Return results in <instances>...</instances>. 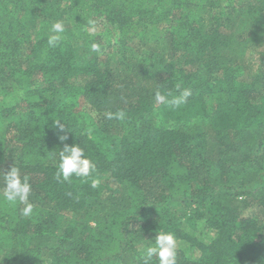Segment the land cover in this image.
Wrapping results in <instances>:
<instances>
[{
    "label": "trees",
    "instance_id": "trees-1",
    "mask_svg": "<svg viewBox=\"0 0 264 264\" xmlns=\"http://www.w3.org/2000/svg\"><path fill=\"white\" fill-rule=\"evenodd\" d=\"M177 84L185 104L156 101ZM55 121L98 188L58 177ZM14 166L34 208L3 201L0 177V264H144L159 229L176 264H264V0H0V173Z\"/></svg>",
    "mask_w": 264,
    "mask_h": 264
},
{
    "label": "clouds",
    "instance_id": "clouds-1",
    "mask_svg": "<svg viewBox=\"0 0 264 264\" xmlns=\"http://www.w3.org/2000/svg\"><path fill=\"white\" fill-rule=\"evenodd\" d=\"M90 30L96 31L95 21H88ZM51 33L47 43L51 47L57 46L61 40L62 33L65 32V26L63 21H57L52 24ZM92 51H99L100 45L93 43L91 45ZM178 94L172 96L170 93L166 96L160 91L155 93V99L157 102L167 104L172 108H179L181 105L188 101V98L192 95L190 89H181L179 84L176 85ZM169 96L171 98H169ZM118 118H123V112L116 114ZM109 119L113 118L110 113ZM58 126L59 132L64 133L59 135L58 139L63 144V149L59 151V160L57 164V175L64 180H69L72 177L81 178L85 182L90 181V187L95 189L100 186V179L93 176L96 172L95 163L86 156L84 149L73 143L69 145L65 143L69 136L65 130L64 124H60V121H55ZM72 133V132H71ZM3 181V193L2 199L6 201L10 206L23 205L20 209V214L23 217H28L32 214L34 205L30 202L29 197L32 191V186L27 176L21 177L20 169L16 166L12 167L6 173H0ZM155 243L148 244L143 253L144 264H152L153 258L158 260V264H176L177 256V239L174 233L159 229L158 233L154 237Z\"/></svg>",
    "mask_w": 264,
    "mask_h": 264
},
{
    "label": "rangeland",
    "instance_id": "rangeland-1",
    "mask_svg": "<svg viewBox=\"0 0 264 264\" xmlns=\"http://www.w3.org/2000/svg\"><path fill=\"white\" fill-rule=\"evenodd\" d=\"M155 243V240H152V241H148V243L146 245H143L141 248H140V253H144L145 251V248L147 247L148 244H154ZM136 255H128L127 257L124 258V264H137L136 262Z\"/></svg>",
    "mask_w": 264,
    "mask_h": 264
}]
</instances>
